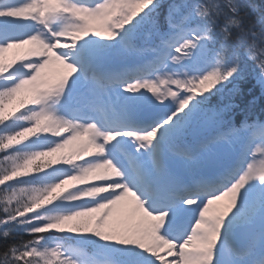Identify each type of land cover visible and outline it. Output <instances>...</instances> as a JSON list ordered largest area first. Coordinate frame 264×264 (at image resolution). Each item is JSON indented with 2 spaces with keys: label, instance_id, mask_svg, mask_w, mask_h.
<instances>
[{
  "label": "snow or ice",
  "instance_id": "1",
  "mask_svg": "<svg viewBox=\"0 0 264 264\" xmlns=\"http://www.w3.org/2000/svg\"><path fill=\"white\" fill-rule=\"evenodd\" d=\"M0 264H264V0H0Z\"/></svg>",
  "mask_w": 264,
  "mask_h": 264
},
{
  "label": "rangeland",
  "instance_id": "2",
  "mask_svg": "<svg viewBox=\"0 0 264 264\" xmlns=\"http://www.w3.org/2000/svg\"><path fill=\"white\" fill-rule=\"evenodd\" d=\"M28 46L27 45H25V46H23V48L21 49V51H23L24 49H26ZM7 55V57L9 58V59H11V57H12V52H9V53H7L6 54ZM17 103L19 102V96L16 98V99H14ZM12 102V101H11ZM65 151H67V149L65 150ZM20 195H25V194H23V193H21Z\"/></svg>",
  "mask_w": 264,
  "mask_h": 264
}]
</instances>
